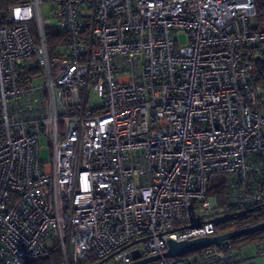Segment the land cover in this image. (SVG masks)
<instances>
[{"label": "built area", "instance_id": "1", "mask_svg": "<svg viewBox=\"0 0 264 264\" xmlns=\"http://www.w3.org/2000/svg\"><path fill=\"white\" fill-rule=\"evenodd\" d=\"M67 36L49 51L43 5ZM254 0H20L0 14V264H236L264 237L164 257L264 215ZM183 34L185 42H179ZM42 150L47 158H42ZM219 175L223 200L209 194Z\"/></svg>", "mask_w": 264, "mask_h": 264}, {"label": "trees", "instance_id": "2", "mask_svg": "<svg viewBox=\"0 0 264 264\" xmlns=\"http://www.w3.org/2000/svg\"><path fill=\"white\" fill-rule=\"evenodd\" d=\"M20 0H0V14L3 13L6 8L10 5L18 3ZM255 4V17L254 20L258 27L264 28V0H254ZM44 38L46 45L50 50H52L56 45L63 44L67 40V36L53 27H44ZM209 194L217 196L220 201L224 197V188L221 180V176L216 175L214 181H211V186L209 188ZM264 221V215H254V214H244L234 219L233 223L230 225L233 230L243 228L249 225H254ZM264 237V230L246 234L241 237H237L232 240H249ZM197 251V250H196ZM193 251L190 254L195 253ZM62 256L59 248L57 246L48 248L46 253L39 259L29 262L27 264H61Z\"/></svg>", "mask_w": 264, "mask_h": 264}, {"label": "water", "instance_id": "3", "mask_svg": "<svg viewBox=\"0 0 264 264\" xmlns=\"http://www.w3.org/2000/svg\"><path fill=\"white\" fill-rule=\"evenodd\" d=\"M264 230V221L249 225L243 228L235 229L223 234L216 236L199 237L191 240L185 241H173L169 240L166 250L162 253L164 257H181L192 253L202 247L208 246L210 244L222 245L228 240L235 239L237 237L244 236L253 232ZM159 255L148 257L146 259L134 262L132 264H143L151 260H156Z\"/></svg>", "mask_w": 264, "mask_h": 264}, {"label": "rangeland", "instance_id": "4", "mask_svg": "<svg viewBox=\"0 0 264 264\" xmlns=\"http://www.w3.org/2000/svg\"><path fill=\"white\" fill-rule=\"evenodd\" d=\"M50 5L48 4H45L43 5L42 7V15H43V19H44V26L45 27H53L55 26L56 22L55 20L51 17V14H50ZM179 42L180 43H183L185 42V37L183 34L179 35ZM48 156H47V151L46 150H42V158L43 159H46ZM216 177V175H213L212 176V180L214 181V178ZM231 241V244L233 246H237L239 244H241L244 240H230Z\"/></svg>", "mask_w": 264, "mask_h": 264}, {"label": "crops", "instance_id": "5", "mask_svg": "<svg viewBox=\"0 0 264 264\" xmlns=\"http://www.w3.org/2000/svg\"><path fill=\"white\" fill-rule=\"evenodd\" d=\"M236 264H264V255H256L254 251L246 250L243 259Z\"/></svg>", "mask_w": 264, "mask_h": 264}]
</instances>
